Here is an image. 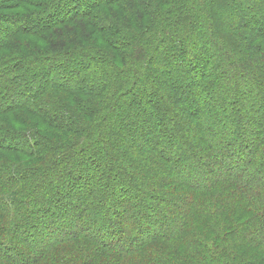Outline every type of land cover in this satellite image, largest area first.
<instances>
[{
    "label": "trees",
    "instance_id": "16d2710c",
    "mask_svg": "<svg viewBox=\"0 0 264 264\" xmlns=\"http://www.w3.org/2000/svg\"><path fill=\"white\" fill-rule=\"evenodd\" d=\"M245 1L255 5L260 16L264 14V0ZM198 6L202 7L200 12ZM237 6L235 0H0V34L4 33L0 36V161L4 162L0 165L4 164L0 172V246L13 253H0V264H264V119L253 108L243 107L256 96L264 105V21L252 22L248 11ZM231 7L236 14L220 22V12ZM171 15L175 21L169 25ZM168 29L175 30L176 36H163ZM202 30L214 31L215 43L210 48L203 42L192 43L200 38ZM162 40L169 44L167 50H162ZM185 43L190 46V54L182 48ZM173 54L180 57L179 67H184L188 55L204 65L201 71L190 64L180 71V79L187 82L183 88L178 85L181 80L172 84L179 74L169 78L155 59H173ZM74 57L83 65L74 74L69 64L53 65L58 58L70 63ZM234 58L236 68L229 76L220 65L224 62L233 66L228 62ZM144 63L158 79L141 78L139 69ZM93 65H99L97 73L94 71L96 80H90L87 71ZM55 68L60 72H56L60 83L39 80L41 89H33L38 72L52 75ZM127 71L131 73L126 75ZM236 75L243 76L249 87L245 95L235 88L232 121L239 126V116L244 114L249 125L242 128V133L237 131L231 141L243 148L245 131L253 133L256 140L251 153L238 158L237 166H226L228 174L210 172L213 140L193 145L188 137L201 131L199 112L193 111L195 103L190 109L183 108L186 115L171 125V135L158 133L147 139L146 134L154 127L166 132L161 118L170 116L174 120L173 111L183 107L186 100L203 101V111L207 106L214 107V101L203 95L210 94L217 81L219 85H233ZM73 78L77 84L76 88L72 86L74 90L69 87ZM133 78L139 89L133 90ZM195 79L198 82L193 85ZM158 81L161 91L167 90L165 100L156 91V102H146V86L156 87ZM128 92L132 106L145 102L139 112L141 118H147L148 108L159 115L156 125L138 124L137 114L119 109ZM28 95L31 97L27 101H19ZM118 114L123 118L115 124ZM129 135L148 141L153 155L142 153L137 146L117 148ZM110 138L113 144L107 145L109 157L97 155L90 161L96 170L83 180L88 194L78 189L77 179L71 182V197L76 203L79 200L84 210L71 211L79 227L61 229L59 234L51 230L54 240L37 248V238L25 239L31 232L37 233L40 222L27 212V206H33L29 202L31 194L48 175L63 177L74 161L84 160L76 151L79 147L93 144L98 150L99 142ZM158 141H164V145ZM160 145L162 149L157 152ZM171 148L172 154L165 151ZM110 157L133 166L129 174L118 179L128 175L134 187H152L148 192L152 202L143 208L155 216L154 220L139 210L130 224L119 212L121 200L109 192L114 186L112 194L123 195V185L102 183V172L106 178L116 177L118 172L110 166ZM190 167L200 177L196 184L190 180L195 175ZM182 175L188 182H178ZM246 175L257 177L252 180ZM94 176H101L96 189L90 186ZM9 189H16L14 194L19 196H12ZM109 205L115 218L107 219L109 229L86 231L83 224L87 215L94 211L101 215ZM160 208H165L162 215ZM60 209L61 205L53 203L52 212L41 209L42 216L53 221ZM119 223H127L126 230L119 228ZM150 227H159V231L149 234Z\"/></svg>",
    "mask_w": 264,
    "mask_h": 264
},
{
    "label": "rangeland",
    "instance_id": "374dc122",
    "mask_svg": "<svg viewBox=\"0 0 264 264\" xmlns=\"http://www.w3.org/2000/svg\"><path fill=\"white\" fill-rule=\"evenodd\" d=\"M235 3L238 4L239 3V7L238 9L242 8L248 11V14L250 15V20L252 22H260V21H264V14L262 16H260L257 12L258 8L255 5L250 6V4L248 2H246L245 0H235ZM241 6V7H240ZM259 7V6H258ZM202 8L200 6H198L196 8L197 11H199V9ZM170 11V10H169ZM167 11V13L169 12ZM184 12V11H183ZM200 12V11H199ZM236 14L234 10H232L229 8H224L223 11L220 12L218 18L221 22V20H223V22L225 21V19H232V16ZM262 14V13H261ZM192 18V17H191ZM236 18L234 19L235 21L239 22V19L237 17H233ZM188 19V17H187ZM175 21V16L171 15L168 18L167 24L169 23L172 24ZM184 21H186V19H184ZM229 21V20H228ZM241 22V21H240ZM3 26V22L0 21V27ZM161 26V25H160ZM205 27V26H203ZM175 30H177L175 28ZM174 31H171L170 29L166 30V32L163 34V36L166 35V37H172V36H176V33ZM213 33L214 31H209V32H205V30H202L200 32V38L197 40L194 38L192 43H197V42H203L204 45L207 48H210L211 44L215 43V39L213 38ZM4 33H1L0 36H3ZM162 44H161V48L162 50H167L169 48V44L165 41L162 40ZM186 44V43H185ZM183 50H185L186 54H190L191 53V49L189 44H186L182 46ZM218 48H220L218 46ZM221 50V48L219 49ZM218 50V51H219ZM220 52V51H219ZM221 54V53H220ZM173 59H162L160 60V56H158L157 58L155 57L156 61L160 62V70L163 71V74L167 75L169 78H173L174 74L178 75L179 74V79H177L176 81H172V84H177L178 80H181L180 82H178L179 87L184 86L185 84V80L183 81L182 79H180L182 72H180L181 70L184 71V67H186L187 64L193 65L196 71H201L202 69H204V65L200 62L196 63L193 62V60H191L190 56L188 55L186 57V64H184V67H179L177 66L178 60L180 59V57L177 54H173ZM220 58V56H218ZM75 59V61L72 60V62L67 63V61L63 58H58L57 60H55V62H53V65L58 64V65H63V66H68L71 67V73L74 74L77 70H80L82 68V62H79L77 59L78 58H73ZM237 61V58H234L233 61H229L228 64L232 63L233 66H229V65H225L224 62L220 65V68L222 70H224V72L229 73L234 71L232 68L235 67L236 68V64H233L234 62ZM177 68V70L174 69ZM182 68V69H181ZM99 69V65H93L90 68H88V75L89 78L91 80V78L94 80H96V76H94V71H96L95 73H97ZM140 74H141V78H143L144 80H148L151 79L152 77L156 80L159 77L155 74H153L154 71L152 70H147V65L146 63H144L142 66H140ZM54 73H51L52 75H49L47 72H43V74L41 72L37 73V77L35 78V80L33 81V85L35 87H33V89H38L40 90V85H39V80H44V82L47 80L48 83H54V84H58L60 83L59 78L57 77L58 74H60V72L58 71L57 68H55ZM175 71V72H174ZM176 71H178L176 73ZM56 72L58 74H56ZM41 73V75L39 74ZM92 75H91V74ZM131 73L130 71L126 72V75ZM55 74V75H54ZM232 73H229L227 75H231ZM211 77V75H210ZM140 78V79H141ZM234 78H236V82L233 81V85L231 86H235L233 89L231 86H225V85H219L220 82L217 81V83L214 84L211 93L210 94H206L203 95L205 97H208V101H214V107L212 106H207L206 110L203 111L202 107L204 106L203 101H198L196 99L192 100H186L185 104H183V107L178 106V110H174V120H172V117L167 116L168 119L166 118V116L161 118V122L163 127H166L167 130L166 132H163L159 129V127H154V129H152L150 131V133L146 134L147 139H153V137H155L156 135H158V133L164 134V135H171L170 133V129L171 125H176L175 123H177L178 121H180L181 119H183L186 115V112H184L183 108H187L190 109L193 104L195 105L193 109V111H196V114L198 113V120H197V124L199 126H201V131L200 134L197 135L196 132L194 133H189L188 137L191 140V143L193 145H197L199 143H201V141H203L204 143H208L209 140H213V147H210V150H213L212 152L214 153L213 156V160L208 164L210 165L209 167L211 168L210 172L213 173V175H216V173H221L223 175L228 174L229 172L225 169L226 166H231V167H235L237 166V160L238 158H245L247 156V152L251 153V145H253L255 143L256 138H254L255 136L252 135L251 133H249L248 131H245L243 133V136L241 137L242 139H244V142L242 144L243 148L239 149L240 146H234L235 144L233 143L234 141H231L232 137L235 136L236 132L239 131L240 133H242V128L244 129V127L247 126L248 122L246 120V115H242L240 118V123L239 126L233 123V116L235 115V110L232 109V104L231 101L235 98V88L238 89V91L240 92V94L245 95L247 93V88L249 86H246L247 84V80L241 76V75H236ZM134 79V80H133ZM132 79V88L134 89H139L140 85H138L136 82H138L135 78ZM75 78L72 79V81L70 82L69 86L70 89L74 90V88H76L77 84H76V80ZM160 80V79H159ZM196 80V79H195ZM233 80V79H232ZM93 81V80H92ZM193 81V85L194 82L197 83L198 80ZM171 82V81H170ZM231 82L232 81H229ZM96 83V82H95ZM187 83V82H186ZM74 88H73V87ZM162 85L158 82H156V87H150L149 85L146 86L145 88V99L146 102H151V103H155L156 102V91L158 93V96L161 95V98H163L165 100L166 96L165 94L167 93V90L164 92L161 91L162 90ZM154 88V89H153ZM183 88V87H182ZM164 89V88H163ZM228 90V91H227ZM234 90V91H233ZM135 92V91H133ZM35 93V91L32 92V94ZM131 93H127L124 94V96L122 97L121 100H123L122 104H120L119 109H121V111H124L125 113H129L132 111V113H135L138 115V124H147L149 122H152L150 127L154 126L157 124V122L159 121L158 117L159 115L157 113H155V111H151L148 109H146V113H147V118H141V115L139 114L140 111H142V108L145 107V102L139 103V104H134L132 106V102L128 99L129 95ZM31 97V95H28L27 98L25 99H20L19 101H27L29 98ZM260 97V96H259ZM259 97H252L249 101H247L246 103H243V107L244 110L249 109H254L255 111H257L258 115H261V118L264 119V105L262 104L263 102L261 101V99ZM18 99L13 100L17 101ZM120 100V101H121ZM118 101V100H116ZM116 101L114 103H116ZM173 104L177 105L176 102H174V99H172L171 101ZM197 104V105H196ZM190 107V108H189ZM119 109L117 111H119ZM226 112V114H225ZM119 113V112H118ZM225 114V115H224ZM119 117L117 119L116 122H114L115 124L121 123L122 120H120L121 118H123L122 114H118ZM223 116H225L224 118H222ZM117 118V116H116ZM158 119V120H157ZM171 119V120H170ZM195 121V120H194ZM193 121V123H194ZM196 123V122H195ZM191 124V122H190ZM249 125V124H248ZM241 127V128H240ZM238 136V135H237ZM254 136V137H253ZM113 140V138H110L108 140H103L100 143V147L97 150L96 148L92 147L93 144H88L85 147H79V149H77L76 151L79 152L81 155H83V157L85 158L82 161H74L73 164H71L69 167H67L65 169L64 175L63 177H60L58 179H54L53 175H48L45 178V182H41L42 179L40 180L41 183H39V188L30 196V201L33 206H27V212L32 213L34 217H36L37 219H40V222H38V229H37V233L36 232H31V235L29 237H25V239L27 240H33L35 238H37V248H40L41 245L42 246H46L47 243H51L54 239H52V232L51 234L49 233V231L54 230L53 232L55 234H59L61 233V229L63 230H75L76 227L78 225V223L76 222V220L73 219V217L71 216V211L73 212H78V211H84L83 208L81 207V205L79 204V200L75 201L74 198H72V186H71V182L74 179H77V183H79L78 186H80L81 188H78L81 190V192L84 193V195H87L88 192H85L88 188L87 185H85L83 182V180H87L88 175L93 174V171L96 170L95 166L90 162L92 159H96L97 155H103L105 157H109V147L107 145H111L113 144L111 141ZM174 140V139H173ZM23 141V140H22ZM27 141V139H25V142ZM164 141H158L157 143L164 145L163 144ZM91 143V142H90ZM127 145V146H126ZM151 144L148 143V141H142L141 139L134 138L131 135H129L128 137H126L125 143L124 145L122 144H117L116 147L121 149L122 147L124 148V146H126L128 148V146H137L139 148V150L142 153H149L151 155H153V149L149 148ZM161 145L158 147V149L156 150L157 152L159 150L162 149ZM223 146V148L221 146ZM210 146V145H209ZM231 148V149H229ZM240 150L239 152H237V150ZM122 150V149H121ZM125 150H128L125 148ZM168 153H173L174 149H168L165 150ZM99 152V153H98ZM169 155L166 154V159L168 158ZM169 159V158H168ZM110 163V166L112 168H114L117 172L116 177L113 178H106L104 177V172H102V177H103V182H107L110 181L111 184L113 183H119L121 185H123V195H121V193L117 192L114 194H112V192L114 191V186L112 187V192H109L110 196L114 197V198H118L121 200V203H119L120 206H118V210L121 214H123V216L126 218V221L130 222V224H132V220L135 219V211H139L141 210L143 213L150 215L147 210H144V206L146 205L147 202H152L151 198L148 197V194L150 193V189H152V187L150 185H145L139 188H136L133 185L134 180L130 177V179L127 177L124 178H119V176L123 177V174H129L131 172V170L133 169L132 164H128L126 161H124L123 159H120L119 157H116V159L110 157L108 160ZM4 163L0 161V165ZM202 166V164H201ZM4 168V164L1 167L0 166V172L2 171V169ZM199 168V167H198ZM190 169L191 173H194L195 175L190 179L192 181V183H198L200 181V177L197 174V171H194V168L190 167L188 168ZM196 172V173H195ZM173 173V172H172ZM186 173V172H185ZM259 175V173H258ZM185 175H182L181 177L178 178V182H188V179L186 177H183ZM247 177V175H246ZM255 177H257L256 175H248L247 179H252L254 180ZM100 177L94 176V178L92 179L90 186L93 187L94 189L97 188V184L100 182ZM49 179V182H47V180ZM112 180V181H111ZM8 189V188H7ZM77 188L75 190H78ZM16 189H12L10 191V194L14 197H18L19 195H15L14 191ZM120 191V190H119ZM149 192V193H148ZM97 196V195H96ZM93 196V198L95 197L94 200L97 199V197ZM19 202V201H17ZM14 203V202H13ZM53 203H56L57 205H61V209H60V213L59 212H55L57 213V218L53 219V221H49V219H46L44 216H42V212L46 209L50 210V212H52V208H53ZM30 205V204H29ZM35 205H37L35 207ZM109 206L105 207L102 210L101 215H98V211H94L93 214L89 213L86 217V220L83 224L84 229L87 231H97L99 232L100 230H104V228H106V230H108V226H107V219H109V216L112 217L111 220H115L114 215L112 214V209L109 208ZM51 208V209H50ZM40 209V210H39ZM41 209H44L43 211ZM165 208H160L158 210L159 214H163ZM112 211V212H111ZM184 211V210H182ZM55 213H53L55 215ZM151 213V212H150ZM69 214V215H68ZM152 214V213H151ZM155 214V213H154ZM59 215V216H58ZM153 215V214H152ZM150 215L149 217L151 219L154 220V217ZM32 216V215H31ZM108 216V217H107ZM29 217V216H28ZM40 217V218H39ZM60 217V219L58 218ZM157 220L159 219V217L156 218ZM148 223V222H146ZM67 225V227L65 226ZM150 225V224H149ZM117 226H119V228H121L122 230H126V228L128 227L127 223H119ZM165 226L168 227V229H171V225H169L168 222H166ZM149 227V226H148ZM117 231V228L115 227L114 231ZM159 231V227L157 228H152L150 227L148 230L149 234H154L155 232ZM23 235V234H22ZM29 235V234H28ZM26 235V236H28ZM118 232L115 233L114 236L117 237ZM25 235H23L24 238ZM44 236V238H43ZM58 236V235H57ZM100 234L97 235V237L99 238ZM256 236V235H255ZM94 237V235H93ZM252 238H257V237H252ZM117 243V242H116ZM115 244V243H113ZM12 245V244H10ZM6 248H4V246H0V253L1 254H5L8 253L10 255H12V251L10 252L8 250V248L5 250ZM11 257V256H10Z\"/></svg>",
    "mask_w": 264,
    "mask_h": 264
}]
</instances>
